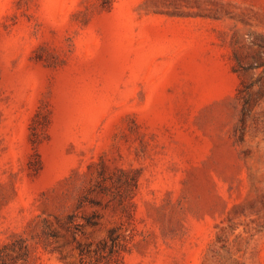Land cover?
<instances>
[{
  "label": "rangeland",
  "instance_id": "374dc122",
  "mask_svg": "<svg viewBox=\"0 0 264 264\" xmlns=\"http://www.w3.org/2000/svg\"><path fill=\"white\" fill-rule=\"evenodd\" d=\"M113 229L264 264V0H0V249L103 264Z\"/></svg>",
  "mask_w": 264,
  "mask_h": 264
},
{
  "label": "trees",
  "instance_id": "16d2710c",
  "mask_svg": "<svg viewBox=\"0 0 264 264\" xmlns=\"http://www.w3.org/2000/svg\"><path fill=\"white\" fill-rule=\"evenodd\" d=\"M113 231L114 229L109 232L107 241L104 240L100 243L101 249L97 251L101 257L104 258L103 264H121L120 248H118V246L121 247V244L117 242V238L114 237ZM108 240L112 243L109 248H106ZM10 250H12V252L15 254L14 257L10 255ZM79 251L83 256L86 254L82 249H79ZM29 255L30 251L28 245H26L24 240H20V242L17 244H13L12 247L5 245L0 249V264H12L18 260H23L26 262L29 258Z\"/></svg>",
  "mask_w": 264,
  "mask_h": 264
}]
</instances>
